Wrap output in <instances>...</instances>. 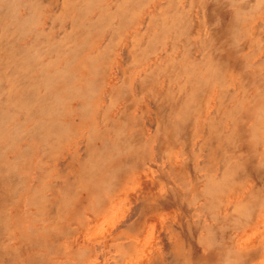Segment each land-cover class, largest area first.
Returning a JSON list of instances; mask_svg holds the SVG:
<instances>
[{
	"label": "rangeland",
	"instance_id": "374dc122",
	"mask_svg": "<svg viewBox=\"0 0 264 264\" xmlns=\"http://www.w3.org/2000/svg\"><path fill=\"white\" fill-rule=\"evenodd\" d=\"M161 193L125 252L121 212ZM87 246L264 264V0H0V264Z\"/></svg>",
	"mask_w": 264,
	"mask_h": 264
},
{
	"label": "bare ground",
	"instance_id": "6f19581e",
	"mask_svg": "<svg viewBox=\"0 0 264 264\" xmlns=\"http://www.w3.org/2000/svg\"><path fill=\"white\" fill-rule=\"evenodd\" d=\"M173 169H175L174 167H172ZM171 168V169H172ZM178 169V168H177ZM175 171V170H174ZM173 173V172H172ZM141 178V176H140ZM139 179V175L136 176L135 181L137 182ZM144 179V178H143ZM142 183V182H141ZM147 185V184H146ZM144 187V185L142 186ZM128 193V192H127ZM142 193V192H141ZM131 194V193H130ZM133 194V193H132ZM149 199H151V201H148L149 199H147L146 204L145 203H141L136 205V207L129 209L126 208L121 212L122 217L124 218L123 220L119 221L117 224V227H119V231L116 234L114 240H121L122 241L119 243V246H121V248L125 249V252L127 251H131L133 252V249L136 248L138 241H132V238H139L140 236L143 235V233L146 232V227L148 225L149 222H152V218H153V214L158 212L159 210H161L164 206V204L166 205L167 203L169 204V206L171 205L172 207H174L175 203L172 201L170 202L171 198L170 197H165V195L163 193H161L158 197L153 196L152 194H149ZM135 197H131L128 194H122V195H118V196H114L113 199L109 200L108 203L105 202L106 205V210H108L109 208V212H110V208L111 213L113 212L115 206L121 204V202L124 201H128V202H132L134 201ZM170 199V200H169ZM135 200H138L137 198H135ZM133 203V202H132ZM134 204V203H133ZM132 204V205H133ZM135 205V204H134ZM103 207V205H102ZM146 208V209H145ZM167 209V206L164 207ZM163 208V209H164ZM170 210V209H168ZM185 210V209H184ZM103 211H105V209H103ZM145 212V213H144ZM148 213V214H146ZM172 213V212H171ZM180 217V214L177 215ZM184 216V215H182ZM177 219V218H176ZM90 223L93 222V220H89ZM190 222V221H189ZM156 224V223H155ZM177 227H179L182 231H188L189 227H185L189 226V224L186 223V221H182L181 219H177L176 222ZM116 227V226H115ZM116 227V228H117ZM158 229V228H157ZM155 230V229H154ZM112 231V230H111ZM156 231V230H155ZM163 231V229H162ZM197 231V230H196ZM195 231V232H196ZM159 233V232H158ZM177 235V232H175ZM160 234V233H159ZM162 236V233H161ZM165 236V235H164ZM158 237V235H157ZM100 238V237H99ZM162 238V237H160ZM165 238V237H164ZM127 239V240H126ZM204 241V239H202ZM202 240H200L199 238V243H202ZM160 242H165V240L159 239ZM158 241V242H159ZM176 242H174V244H170L168 246V248H166V244H164L166 250L170 248V246L172 247H177L181 241V238L176 237ZM115 242V241H114ZM159 242V243H160ZM190 242V240L188 241V243ZM253 242V241H252ZM153 244V243H152ZM163 244V243H162ZM161 244V245H162ZM109 245V244H108ZM199 245V244H198ZM100 246V245H99ZM110 246V245H109ZM112 246V244H111ZM163 246V245H162ZM161 246V247H162ZM191 248V247H190ZM87 251L84 252V254L88 255V257L92 256V253H95V248L92 251L91 248L86 249ZM127 250V251H126ZM99 251V250H98ZM153 252V251H152ZM170 252V251H169ZM171 255L170 257L166 260V261H162L158 258V255L154 254V253H145L146 255H142L139 258H136V260H134L132 262V264H181L180 263V259H179V251H173L170 252ZM235 254V253H234ZM169 255V254H166ZM252 257V261L256 260V258L254 256H250ZM127 260V259H126ZM251 260V259H250ZM100 261V260H99Z\"/></svg>",
	"mask_w": 264,
	"mask_h": 264
},
{
	"label": "crops",
	"instance_id": "0c3cea01",
	"mask_svg": "<svg viewBox=\"0 0 264 264\" xmlns=\"http://www.w3.org/2000/svg\"><path fill=\"white\" fill-rule=\"evenodd\" d=\"M88 248H90V247L87 246V249ZM82 249L83 248H80L78 251H76V254L78 255L76 257L77 258L76 264H89L90 263V260H93L94 259V252L92 253V256L88 257V255L84 254V251L83 252L81 251ZM92 251H93V249H92Z\"/></svg>",
	"mask_w": 264,
	"mask_h": 264
}]
</instances>
